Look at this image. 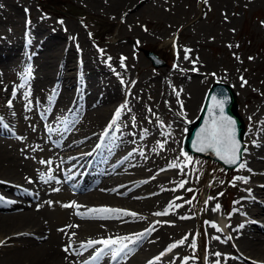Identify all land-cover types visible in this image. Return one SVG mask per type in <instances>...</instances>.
<instances>
[{
	"label": "bare ground",
	"instance_id": "6f19581e",
	"mask_svg": "<svg viewBox=\"0 0 264 264\" xmlns=\"http://www.w3.org/2000/svg\"><path fill=\"white\" fill-rule=\"evenodd\" d=\"M4 1L0 0V6L6 4V10L0 8V264H197L186 255L192 212L180 197L181 168L172 167L175 162L162 156L155 140L159 136L167 143L175 132L172 124L163 123L157 113L150 115L133 107V92L127 94L121 81L129 77L126 64L96 47L83 48V30L77 25L31 19L27 4ZM140 1L108 3L109 8L126 12ZM180 54L172 78L195 80L199 64L189 59V52L180 50ZM29 66L32 74L26 80ZM9 71L18 74L13 85ZM25 93H30L27 99ZM29 100L42 116L31 123L32 117L26 113ZM184 105L176 123L188 127L200 116V108L189 107L188 102ZM260 105L247 136L246 168L235 171V179L244 177L248 182L239 179L229 194L233 210L223 207L220 215V207L205 204L208 214L203 218L209 232L205 264H264V185L250 183L264 178V101ZM121 109L120 118L113 123L114 114ZM167 111L164 107L156 112L164 116ZM135 113L144 124L130 120L128 114ZM18 120L19 125L27 124V132L10 129L17 127ZM107 125L110 130L105 136ZM42 160L51 163L42 164ZM73 203L81 207L62 206ZM100 207L138 215L88 216L89 209ZM158 212L167 214L154 215ZM149 229L152 231L137 245H130L132 253L121 260L103 256L92 262L101 246L87 251L81 248L89 240L134 237ZM182 239L183 245L170 250L174 252L171 257L155 259ZM69 244L72 248L66 253L63 249Z\"/></svg>",
	"mask_w": 264,
	"mask_h": 264
},
{
	"label": "rangeland",
	"instance_id": "374dc122",
	"mask_svg": "<svg viewBox=\"0 0 264 264\" xmlns=\"http://www.w3.org/2000/svg\"><path fill=\"white\" fill-rule=\"evenodd\" d=\"M16 1L31 8V19L41 17L55 24L77 25L83 30V48L96 47L105 55L119 56L120 62L128 67L129 77L121 81L127 94L133 92V107L139 106L150 115L157 113L163 123L172 124L175 132L167 138V143L159 136L155 140L163 144L162 156L170 157L179 165L180 182H185L180 197L191 206L193 240L192 246V240L188 242L186 255L197 264H205L207 253L203 249L208 248L209 232L203 216L208 214V208L202 206L208 202L219 205L221 213L222 201L225 202L234 183L240 180L235 179V170H225L216 162L182 150L187 125L176 122L182 118L180 113L185 110V102L201 110L210 86L218 82L229 84L237 94L238 113L245 123L246 150L250 123L260 114V104L264 101V0H142L126 12L109 8L108 0ZM51 4H57L58 10ZM1 7L6 10L5 3H1ZM128 14L133 18L129 20ZM89 36L94 41H90ZM180 50L189 52V59L199 64V73L193 81L172 78L181 57ZM146 51L154 53L165 66L155 67L147 59ZM17 75H10L11 85L19 80ZM21 106H17L18 117L22 115ZM164 107L168 111L161 116V112L156 111ZM26 113L32 117L37 114L32 107ZM136 116L139 114H128L132 122L144 124ZM17 122L21 124L20 120ZM11 128L20 132L28 130L27 124ZM73 141L75 145L76 140ZM185 153L190 159H186ZM250 183L263 186L264 178ZM173 253L165 251L157 258H168Z\"/></svg>",
	"mask_w": 264,
	"mask_h": 264
},
{
	"label": "snow or ice",
	"instance_id": "6c2138e0",
	"mask_svg": "<svg viewBox=\"0 0 264 264\" xmlns=\"http://www.w3.org/2000/svg\"><path fill=\"white\" fill-rule=\"evenodd\" d=\"M195 70V69H193ZM32 74V69L31 66H29L26 69V73L24 76V79H28L31 77ZM243 79V78H242ZM247 81H244V84H246ZM243 86V85H242ZM179 95V93H177ZM13 96H15V92L13 93ZM30 96V93H25V98ZM31 100H29L27 107L29 110L31 109ZM224 105H225V100L220 99L217 100L213 98V109L210 111L209 115L212 117L209 123L206 125L204 129H202L200 136L198 137L197 140V148L199 151H206L209 149H212L215 151V153L219 156V158L225 163L230 164V165H238L240 169H245L246 168V162H241L240 160V144L237 141L236 138V125L235 121L232 120L231 118L227 117L224 115ZM8 107H12L11 101L8 102ZM126 107V105L124 106ZM181 107L183 105L181 104ZM123 109L118 110L114 114V121L118 120L121 116V112ZM151 111V109H149ZM2 118H0V124H2ZM4 127H7V125H4ZM51 131V129H49ZM105 136L108 135L107 132L104 134ZM161 148H163V144L160 145ZM186 159H190L187 157V154H184ZM42 164H50V161H40ZM173 168H176L177 165L173 164ZM238 179H241L244 183H247L248 180L244 177H240ZM47 182V181H45ZM2 183V182H0ZM183 183L181 184V187H183ZM54 191H59V189H54ZM211 199V198H210ZM51 204V201L48 202ZM63 207H73V208H79L81 206L76 205V204H66L62 205ZM215 208L218 210L219 205H216ZM120 215V216H137L138 214L135 212H129L126 210H120V209H112L109 207H100V208H92L88 210V216L90 217H96L100 219L107 218L112 215ZM167 213H154V215H166ZM77 215H83L79 212H77ZM213 227L217 228V231H221L216 225H212ZM69 227H78V225H70ZM240 227H243L241 225ZM60 231H64V229H60ZM152 231V229L147 230L143 234H135L134 237H125V238H119V239H112V238H107V239H100V240H89L86 244H82L81 248H83L85 251L88 249H93L96 248L97 245H100L94 255L91 257L92 262L99 261L101 257L103 256H108L111 260L117 261L121 260L122 258L130 255L133 251V248L130 247V245L134 246L137 245L141 240H143L148 233ZM74 235V233H73ZM186 239V238H185ZM127 241V243L125 242ZM184 239L179 241L178 243H174L170 246L169 251L179 245L184 244ZM195 247V246H194ZM70 248H72V245L69 244L65 246L63 249L66 253L69 252ZM74 254L76 255H82V252L75 251ZM216 256H219L220 253H216ZM85 264H88V262H85ZM149 264H153L152 261L149 262ZM186 264V262H185ZM217 264H219V261H217ZM255 264V262H253Z\"/></svg>",
	"mask_w": 264,
	"mask_h": 264
},
{
	"label": "water",
	"instance_id": "95a60500",
	"mask_svg": "<svg viewBox=\"0 0 264 264\" xmlns=\"http://www.w3.org/2000/svg\"><path fill=\"white\" fill-rule=\"evenodd\" d=\"M149 55V54H148ZM221 88V89H219ZM226 89V90H225ZM220 90V91H219ZM220 92V93H226V98H224V100L227 102V104L229 106H227V113H229L230 115H232L233 117H237V113H236V99H235V96L233 94V92L231 91L230 88L226 87V86H223V85H217L214 87V89L211 91L210 95H209V101H208V107L209 105L211 104L212 100H213V97L216 96V92ZM225 91V92H224ZM228 91V92H227ZM228 100V101H227ZM230 100V102H229ZM210 103V104H209ZM207 113V112H206ZM205 115L203 116V118L201 119V121L199 122L200 124L202 123V121L205 119ZM242 126V124H241ZM240 126V127H241ZM195 128V127H194ZM242 131H243V128H242ZM195 132V131H194ZM192 133H193V129H192ZM189 150V149H188ZM191 151V150H190ZM233 166H238V165H233Z\"/></svg>",
	"mask_w": 264,
	"mask_h": 264
}]
</instances>
